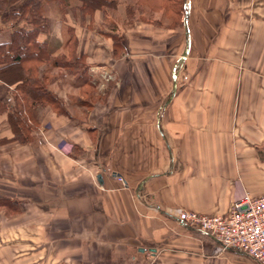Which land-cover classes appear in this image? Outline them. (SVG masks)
Returning <instances> with one entry per match:
<instances>
[{"label":"crops","instance_id":"crops-1","mask_svg":"<svg viewBox=\"0 0 264 264\" xmlns=\"http://www.w3.org/2000/svg\"><path fill=\"white\" fill-rule=\"evenodd\" d=\"M149 1L48 15L39 39L56 54L74 44L88 69L71 88L90 79L97 96L74 101L66 76L51 84L66 113L41 111L30 141L0 113V264H52L66 226L96 264H260L172 211L226 215L264 193V0H178L183 28ZM15 91L0 79L3 101Z\"/></svg>","mask_w":264,"mask_h":264},{"label":"trees","instance_id":"trees-1","mask_svg":"<svg viewBox=\"0 0 264 264\" xmlns=\"http://www.w3.org/2000/svg\"><path fill=\"white\" fill-rule=\"evenodd\" d=\"M102 1L0 0V34L4 28L3 24L7 23L11 28V40H0V79L15 84L16 89L13 104H8L0 98V113H8L10 124L20 141L32 139V132L38 128L40 112L45 108L66 113L62 99L46 84L45 75L49 73V67L61 69L62 76L69 73L76 76L77 80L82 78L88 69L84 58L77 55L74 44L70 45L65 53L56 54L58 48L48 40L39 39L40 33L49 31L48 15L55 7L64 11L66 5L81 2L83 8L89 9ZM116 38L115 47L119 52L123 50V45L120 37ZM86 87L93 88L90 79L84 81L81 90ZM92 99L94 96L84 102Z\"/></svg>","mask_w":264,"mask_h":264},{"label":"built area","instance_id":"built-area-1","mask_svg":"<svg viewBox=\"0 0 264 264\" xmlns=\"http://www.w3.org/2000/svg\"><path fill=\"white\" fill-rule=\"evenodd\" d=\"M60 147L65 151L72 148L67 142ZM172 213L186 225L212 234L222 248H233L264 264V193L237 197L226 215L184 209Z\"/></svg>","mask_w":264,"mask_h":264},{"label":"rangeland","instance_id":"rangeland-1","mask_svg":"<svg viewBox=\"0 0 264 264\" xmlns=\"http://www.w3.org/2000/svg\"><path fill=\"white\" fill-rule=\"evenodd\" d=\"M150 1L155 4V5L152 4L155 7L152 8L151 13H153L156 17L160 19L159 20L160 23L171 25V26L174 25L175 27L180 26L181 24V27L183 28L184 24L181 18V12L179 10L181 7L179 6V3L177 2L178 0H150ZM150 1L149 3H151ZM49 70H50L48 71L49 73L46 72L47 75H45L47 78L46 84L50 86L51 84L53 85L54 82L59 83V81H61L60 80L61 77L66 76V79H67L66 85L70 91L69 95L71 98L74 99V101L78 99L79 95L81 96L83 101L88 100L90 96H94V98H96L97 92L92 87H86L83 90H73L71 88L73 83L78 82L76 76H73L69 73L68 74L65 73L62 76L61 69H57V68L55 70V68L50 69L49 67ZM85 103H88V101ZM67 152H71V151H67ZM24 160L25 159H23V161ZM24 163H26V166H21V167H26V169L28 170L29 169L28 166H30L31 163L28 164V160L27 162L24 161L23 164ZM22 171L24 172L23 168H22ZM4 177L5 176H3L2 178ZM5 178H7V176ZM53 190L55 194L61 193V190H58L55 188ZM50 191L52 192V189H50ZM178 209H184V208H178ZM184 210H189V209H184ZM189 211H194V210H189ZM58 225L61 226L60 223H58ZM66 228H69V227L66 226L64 227V229L56 228L55 231L53 232L54 237L52 238V240H53V246H54V256H53V259L50 260L49 262H51L52 264H58V263L65 264L68 259L71 262L73 261L72 263H79L81 261V262H86V264H96L95 253L93 252L94 249H88L89 250L88 253L85 252L81 254L80 246H81V243L84 241H82L80 237L78 238L75 234L73 233L71 234V230H67ZM191 228L201 230L200 228H196V227H191ZM92 247L93 246H91V248Z\"/></svg>","mask_w":264,"mask_h":264},{"label":"water","instance_id":"water-1","mask_svg":"<svg viewBox=\"0 0 264 264\" xmlns=\"http://www.w3.org/2000/svg\"><path fill=\"white\" fill-rule=\"evenodd\" d=\"M187 52H188V49H186V52L183 55V57L186 55ZM176 88H177V85H175L174 91L176 90ZM98 179H99L100 182H102V176L101 175L98 176Z\"/></svg>","mask_w":264,"mask_h":264}]
</instances>
